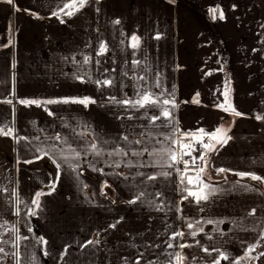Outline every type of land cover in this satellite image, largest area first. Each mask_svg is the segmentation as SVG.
Here are the masks:
<instances>
[{
	"label": "crops",
	"instance_id": "1",
	"mask_svg": "<svg viewBox=\"0 0 264 264\" xmlns=\"http://www.w3.org/2000/svg\"><path fill=\"white\" fill-rule=\"evenodd\" d=\"M68 2L0 0V100L12 101L0 103V127L14 129V136L0 135V264H176L177 253L182 264H213L220 252L228 256L220 264H234L257 243L240 264H264V183L225 175L264 177V0H88L71 17L61 13V23L53 13ZM210 9H218L215 19ZM228 77L231 104L243 115L207 161L210 176L225 180L201 176L216 191L197 203L189 192L202 194L194 178L203 162L187 171L183 162L168 167V153L186 151L173 143L180 133L229 124L230 113L217 107ZM105 79L110 86L96 83ZM145 92L174 99L176 107L111 99L135 101ZM21 98L96 103L37 107ZM195 145L183 160L201 155ZM117 149L127 155H109ZM41 152L61 168L49 155L38 158ZM37 192L44 193L39 208L32 203ZM178 232L183 238L172 239Z\"/></svg>",
	"mask_w": 264,
	"mask_h": 264
},
{
	"label": "snow or ice",
	"instance_id": "2",
	"mask_svg": "<svg viewBox=\"0 0 264 264\" xmlns=\"http://www.w3.org/2000/svg\"><path fill=\"white\" fill-rule=\"evenodd\" d=\"M5 2L9 3V4H12L13 3V0H5ZM97 2H99V0H97ZM171 2V0H170ZM88 3V0H69L68 3H64L63 4V7L60 9V11L58 12H54L53 15H55L57 18H60V21L61 23L64 22V20L61 18V13H63V15H66V16H73L75 15V13L77 11H79L81 8H83L86 4ZM16 11H19L20 9L19 8H16L15 9ZM210 11L213 13V18L215 19L216 18V12L218 11V9H210ZM33 15H35V13H33ZM219 18L220 19H224V15H223V12L221 11L220 12V15H219ZM115 24H119L120 21L119 20H116L114 21ZM11 31L10 27H9V32ZM159 38V37H157ZM131 40L133 41L132 43V48L135 49L138 47L139 45V38L135 35H133L131 37ZM11 43V40H9V44ZM104 51H106L105 47L103 45H101L100 47V53H103ZM89 60L88 57H85V63H87ZM134 63H139V61H135ZM83 82V81H82ZM96 83L98 85L100 84H103V85H111L112 81L111 80H108V79H105L103 81H96ZM223 95L225 97V101L224 103H221L219 105H217L218 108H220L222 111L226 112V113H230L232 115H235V116H241L243 115L242 113H240L239 111H237L235 109V107L232 106L231 103L228 102V96H229V89L227 88V85L225 86V90L223 92ZM196 96L198 97L199 96V93L196 94ZM112 102L113 103H123V104H131V106L133 108H147V107H162L163 105H169L171 104L172 107H176V104H175V100L172 99V100H169V99H163V101L161 102L160 101V98L158 96H154L152 93H148V92H145L144 94H142L140 96L139 99L135 100V101H116V98L115 97H112ZM19 104L21 105H24V106H32V105H35L37 107H42V106H45V105H49V104H55V103H75V104H82L84 105L85 107L88 106V104L90 103H96L95 100H92L90 98H83V99H76V98H65L63 100H52V99H48V100H39V99H24V98H21V99H18L17 101ZM193 103H199V100L194 98ZM0 103H9L11 104L12 101L11 100H0ZM45 111H47V108L45 107ZM52 113L49 112V115H51ZM162 115L163 117L165 118H171V114L169 112V110L167 108H164L163 109V112H162ZM131 118V117H129ZM160 117L159 116H153L151 119L153 122H155V120L159 119ZM258 120L261 119L262 117L260 116H257L256 117ZM5 128L7 130H5ZM231 129L230 128H225L223 125H220L218 127H216L213 131H210V132H206L203 128L199 129L196 133H180V136H181V140L186 138V137H190L192 139V141H194L195 144H199L200 147L204 150L201 155L199 157H192V163L193 165L195 164L196 160L199 159L200 161L204 162V165L203 167H199L198 171H197V175L196 177L194 178L195 179V182L199 185H202V188H201V193L200 195H198L197 193H193V192H189V195L190 196H194L196 198V201L197 203H199L201 200H207L209 198L210 195L214 194L216 189L215 188H212L211 185H208L206 183L203 182L202 178H201V174L204 173L206 171V164H207V160H206V156L208 155V153L210 152H213L216 150V145H224V144H227V142L232 139L231 136L228 135V132H230ZM0 135L2 136H14V129L12 127H9L7 125H5L4 127H0ZM173 136L177 135L176 132H173L172 133ZM205 137H207V142H205ZM167 138V137H166ZM18 140L19 139H23V137H19L17 138ZM57 140H59L60 138L59 137H56ZM124 140H128V137L125 136L123 138ZM181 140H174L173 143H179L181 145V149L182 150H186V151H183L182 154L179 156L178 158V155L177 153L175 152H172V151H169V157H170V160L173 162V163H169L167 166L168 167H172L174 163H177V162H183L184 164V169L185 171H187L188 167H189V162L186 161V160H183L182 159V156L183 155H191V152L192 151H196L197 149L193 146L192 143H181ZM142 141L140 140H136L135 143L139 144L141 143ZM92 148V151L96 154V155H102V152L100 150L97 149V146L95 144H93L91 146ZM145 151H147V149H145ZM133 155H142V153H138V152H133L132 153ZM44 155H49L48 153H45V152H41V156L38 157V158H43ZM109 155H127L126 152H123L122 149H117L115 152H112V153H109ZM75 158H79V153H76V156ZM49 159L52 160V162L56 165L57 169L59 170L61 168V165L60 163L57 162V159L56 157L54 156H51L49 155ZM63 159L65 160V162L67 163L68 161V158L67 157H63ZM27 163H31L32 161H26ZM71 166V165H69ZM116 167H119V163L117 162ZM129 166H132L131 164H129ZM75 170V169H73ZM96 170V169H94ZM102 171V170H101ZM225 169L223 168H220V169H217V172L218 173H221V172H224ZM236 175L240 176V177H245V176H250V178L253 180V181H259L261 183H264V177H261L259 175H255V174H251V173H243V172H240V173H235ZM142 175V174H141ZM159 175H162V176H168L169 173L167 172H162L160 173ZM147 179L149 180H154L156 179V176H152V175H149L147 177ZM182 180H183V177H182ZM188 182L189 183H192L193 182V178H188ZM50 187L52 188V190H55V182H53ZM246 189H248V186L245 185L244 186ZM205 189H208L207 192H205L204 190ZM248 190H251V189H248ZM44 195L43 192H37L35 194V199L32 201V203L37 207L39 208L40 204V197ZM140 195H143V193H141ZM140 196H137V199H139ZM17 199V203H20V199H19V196L17 195L16 197ZM130 203H135V200L133 201H129ZM159 210V209H158ZM17 214H19V209H17ZM34 214V213H33ZM250 215H255V209L252 210L251 213H249ZM209 223H212V221H209ZM110 227H115V225H110ZM188 227L191 229L193 227L192 224H189ZM193 236L196 235V232H192L191 233ZM176 236H180L181 238H183L184 236V233L183 232H178L176 233L172 239H175ZM17 239H20L19 237H17ZM260 239L261 240H264V234H262L260 236ZM94 242L89 240L87 242V244H93ZM96 244L99 243V240L95 241ZM14 247L16 245H13ZM86 246V245H85ZM173 245L171 243L168 244V247H172ZM189 245H186V244H181L179 247L181 249L185 248V247H188ZM259 244H254V245H250L249 248L247 249V251L245 252L244 256L240 257L239 259H237L234 264H240V261L243 260V259H248V258H252L250 257V253L255 251V248L258 247ZM205 252H208V249H204ZM0 252H4V249L3 248H0ZM5 255H8L7 253H5ZM13 255H17L18 256V253H14ZM171 255V254H169ZM260 256H264V252L260 253ZM176 264H182L183 260H184V256H182L180 253H177L176 254ZM228 259V256L226 253L224 252H220L219 253V258L214 260L213 264H220V261L221 260H227ZM255 259H259V257H255ZM17 264H19V260H17ZM136 264H139V261L136 262ZM150 264H152V262H150Z\"/></svg>",
	"mask_w": 264,
	"mask_h": 264
},
{
	"label": "trees",
	"instance_id": "3",
	"mask_svg": "<svg viewBox=\"0 0 264 264\" xmlns=\"http://www.w3.org/2000/svg\"><path fill=\"white\" fill-rule=\"evenodd\" d=\"M16 8H19V7H17V6H15V9ZM20 10L18 11V12H20V13H24V14H27V15H30V16H32V17H34L35 19H38V20H49L48 18H43V17H39V16H36V15H31L30 13H27L25 10H23V9H21V8H19ZM228 89H229V96H228V102L229 103H231V101H230V94H231V81H230V77H228ZM231 115V117H232V120L229 122V124H227V125H225L224 127L225 128H232V126H233V120L235 119V118H237V116H235V115H232V114H230ZM228 134H229V132H228ZM219 145H216V148L218 147ZM210 153H212V152H210ZM225 175L227 176V177H231V178H233V179H239V180H244V179H247L249 182H251V183H255V184H258L259 183V181H253L250 177H247V176H245V177H240V176H238V175H236L235 173H228V172H225ZM217 179H221V178H217ZM225 179V178H224ZM224 181V180H223ZM222 182V181H221Z\"/></svg>",
	"mask_w": 264,
	"mask_h": 264
},
{
	"label": "water",
	"instance_id": "4",
	"mask_svg": "<svg viewBox=\"0 0 264 264\" xmlns=\"http://www.w3.org/2000/svg\"><path fill=\"white\" fill-rule=\"evenodd\" d=\"M211 153H208V155L206 156V160L208 161L209 157H210ZM205 166L204 165V162L202 163V167ZM202 177H204L205 179L209 180V181H212V182H221L223 180H225L224 178H221V179H213L211 176H210V171H209V168H208V162L206 164V171L204 173L201 174Z\"/></svg>",
	"mask_w": 264,
	"mask_h": 264
},
{
	"label": "built area",
	"instance_id": "5",
	"mask_svg": "<svg viewBox=\"0 0 264 264\" xmlns=\"http://www.w3.org/2000/svg\"><path fill=\"white\" fill-rule=\"evenodd\" d=\"M192 144H193L194 147L196 146L194 143H192ZM187 161L189 162V165L192 164V161L190 159H187Z\"/></svg>",
	"mask_w": 264,
	"mask_h": 264
}]
</instances>
